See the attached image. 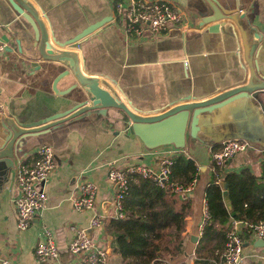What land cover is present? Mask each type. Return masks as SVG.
<instances>
[{"label":"crops","instance_id":"obj_1","mask_svg":"<svg viewBox=\"0 0 264 264\" xmlns=\"http://www.w3.org/2000/svg\"><path fill=\"white\" fill-rule=\"evenodd\" d=\"M43 22L50 43L57 49L76 51L85 75L110 83L127 105L141 114H153L186 100H201L244 83L249 65L244 56L242 34L237 23L223 17L200 24L211 12L206 0H171L185 14L187 30L170 25L156 36L128 37L116 19L114 0H24ZM225 9H238L256 27L261 38L251 56L264 75V0H215ZM10 0H0V147L7 140L6 118L20 122L42 119L69 109L73 95L66 92L75 79L61 61L44 59L38 51L37 29ZM248 29L245 18L241 19ZM36 30V31H35ZM249 41L253 34L249 31ZM67 73L58 78L59 73ZM264 101V93L260 95ZM45 133L25 137L14 148V161L0 159V258L11 264H40L34 248L48 227L63 253L52 264H78L68 244L77 228H85L108 251V264H123L113 251V236L105 229V217L114 216L115 184L108 178L110 164L125 169L131 164L157 168L165 157L183 151L194 158L199 180L191 198L193 212L184 231L185 261L192 263L194 245L200 236L204 188L211 176V145L189 141L185 149L171 145L147 149L121 124L113 128L93 112L68 118ZM50 144L56 165L43 188L44 207L25 229L17 227L16 173L36 159L37 149ZM263 153L256 148L236 153L224 171L248 167L261 173ZM83 180L96 184L95 208L76 209L72 197ZM94 211L102 215L98 227L90 226ZM232 225V224H231ZM242 227V225H239ZM196 236L197 241L192 237ZM109 249V250H108ZM264 262V238L244 233L238 264Z\"/></svg>","mask_w":264,"mask_h":264},{"label":"water","instance_id":"obj_2","mask_svg":"<svg viewBox=\"0 0 264 264\" xmlns=\"http://www.w3.org/2000/svg\"><path fill=\"white\" fill-rule=\"evenodd\" d=\"M10 1L18 11L28 14L26 18L37 29L40 55L44 59L61 61L71 71L75 82L62 93L71 91L74 104L65 111L36 121L20 122L15 118H6L7 140L0 147V159L13 162L14 148L25 137L43 134L47 132L46 129L65 119L91 112L101 115L109 127L121 124L124 130L136 135L147 149L171 145L183 150L189 141L214 146L225 139L239 138L247 140L252 148L264 150V101L260 97L264 93V75L259 73L256 62L251 59L261 35L245 13H239L238 9H225L215 0H206L211 12L202 14L200 18V24L223 17H229L237 23L242 34L244 56L249 65V75L244 83L205 99L186 100L158 113L141 114L131 109L106 80L85 75L79 67L76 51L55 48L48 39L43 22L29 4L24 0ZM243 18L253 34V41L248 40L249 31L240 22ZM66 73L67 69H64L58 78ZM221 185L225 203L231 209L225 183L221 182ZM192 239L197 241L196 236ZM67 251L70 252L69 249ZM62 253L63 250H60Z\"/></svg>","mask_w":264,"mask_h":264},{"label":"trees","instance_id":"obj_3","mask_svg":"<svg viewBox=\"0 0 264 264\" xmlns=\"http://www.w3.org/2000/svg\"><path fill=\"white\" fill-rule=\"evenodd\" d=\"M221 144L211 147L212 152ZM169 181L189 183L199 180V168L193 157L178 151L171 157ZM211 176L204 188L208 218L194 245L192 263L184 257V231L193 212L191 196H181L137 173H127L128 187L122 198L123 217H105V229L113 236V251L123 264H218L224 260L226 232L234 219L256 223L264 218V159L261 173L248 167L224 171L211 157ZM231 209L225 203L223 187ZM250 228L243 233L250 234Z\"/></svg>","mask_w":264,"mask_h":264},{"label":"built area","instance_id":"obj_4","mask_svg":"<svg viewBox=\"0 0 264 264\" xmlns=\"http://www.w3.org/2000/svg\"><path fill=\"white\" fill-rule=\"evenodd\" d=\"M116 19L122 26L125 34L134 39L148 36H156L163 33L170 25L181 30L191 27L186 23L184 12L171 0H114ZM5 45L0 41V53ZM221 146L212 152V160L218 166L224 167L227 161L236 153L252 148L245 139H225ZM264 159V150H261ZM170 157L163 158L158 167L150 165L131 164L121 169L115 164L108 168V178L116 186V194L113 199V207L116 217H123L122 198L127 191V173H137L156 181L160 186L172 193L184 197L193 193L197 177H193L187 184L169 181ZM56 165L54 151L50 144L38 147L36 159L32 164L19 168L16 173L17 194L14 204L17 210V227L25 229L29 227L35 215L44 207L47 194L43 188L49 174ZM96 184L91 180H83L79 186V192L72 197V205L76 209L95 208ZM208 207L204 200L202 218L200 222V234L208 218ZM102 215L94 211L90 226L98 227L102 223ZM242 225L240 227L239 225ZM250 228L251 232L259 238H264V218L256 223H246L234 219L232 226L226 232L224 248V260L218 264H238L244 244V228ZM43 237L34 248L35 257L40 264H52L59 258L60 248L55 242L54 234L48 227H43ZM68 249L76 258L78 264H108V252L105 246L99 245L85 228H77L74 236L68 244ZM0 264H11L9 259L0 258ZM261 264H264L261 263Z\"/></svg>","mask_w":264,"mask_h":264}]
</instances>
